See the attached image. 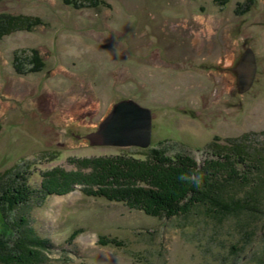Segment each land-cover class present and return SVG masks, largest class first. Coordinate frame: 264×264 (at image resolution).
Returning a JSON list of instances; mask_svg holds the SVG:
<instances>
[{
  "label": "rangeland",
  "instance_id": "374dc122",
  "mask_svg": "<svg viewBox=\"0 0 264 264\" xmlns=\"http://www.w3.org/2000/svg\"><path fill=\"white\" fill-rule=\"evenodd\" d=\"M3 16L17 25L0 34V221L48 240L37 264H264V172L223 211L169 218L82 193L117 180L115 159L137 167L152 151L202 164L245 143L264 157V0H0ZM246 48L256 73L240 94ZM124 99L151 111L149 146L91 145ZM73 176L84 186L44 195L46 178Z\"/></svg>",
  "mask_w": 264,
  "mask_h": 264
},
{
  "label": "trees",
  "instance_id": "16d2710c",
  "mask_svg": "<svg viewBox=\"0 0 264 264\" xmlns=\"http://www.w3.org/2000/svg\"><path fill=\"white\" fill-rule=\"evenodd\" d=\"M5 18L4 16L1 17L4 27L0 26V34H6L10 30H14L10 27L17 25V21H14L15 18ZM27 21L28 19L24 18V22L29 25L31 21ZM33 22L35 24L38 21L33 18ZM19 27L20 24L15 29H22ZM37 66L40 67L41 65ZM37 66L35 68H38ZM152 152L154 155L151 158L152 161L149 160V163L145 164L140 163L137 167L129 165L128 161L115 159V162L111 164L113 166L109 165L108 167L111 171H115L117 180L110 184L107 183L105 189H102L100 184L96 190L94 187L90 189L83 188L82 193L86 196L103 198L109 202L122 203L129 209L141 211L146 215L169 218L179 214L186 215L193 206H198V204L204 207L206 211H211L213 203L216 202L215 210H212V212L223 211L226 209L223 205L225 199L229 200V203L240 201L239 198L235 199L232 187L244 185L248 177H252L254 182L257 181L256 177L261 179L253 183V186L263 182L264 157L257 155L259 151L255 153V149H250L245 143L237 145L236 148L229 146V144L214 146L209 150V153L205 152L206 157L202 164H197L194 158L187 155ZM260 153L262 152L258 154ZM207 154H209V157ZM120 166L125 169L128 168V172L120 169ZM182 174L195 176L200 179V183L197 184L194 180L181 181L179 177ZM131 179L132 183H130ZM73 185H82L76 180V176H73L72 179L66 177L64 180L48 177L41 184L42 189L46 191L44 195L53 192L63 194L71 190L74 187ZM8 189L4 192L8 193ZM17 193H19V190ZM28 199L29 197L18 200V203H23ZM1 223H3L0 228L1 238L5 237L7 239L11 231L12 233L18 232V242L15 245H13L15 240L13 243L9 241L1 242L0 246H3V248H1L0 253L3 252V254L8 255L9 252V258H7L9 261L6 262L3 259L2 264H37V258L41 255L40 250L48 247V240L36 235L31 227H28V233H25L20 228L17 229V223L15 227H12L9 223L6 224L3 220L0 221ZM78 233L81 232L78 230L72 234L76 235ZM26 242L30 244L31 250L24 249Z\"/></svg>",
  "mask_w": 264,
  "mask_h": 264
},
{
  "label": "water",
  "instance_id": "95a60500",
  "mask_svg": "<svg viewBox=\"0 0 264 264\" xmlns=\"http://www.w3.org/2000/svg\"><path fill=\"white\" fill-rule=\"evenodd\" d=\"M236 87L240 94L248 91L256 73L253 51L246 48L233 68ZM151 111L132 99L116 102L96 131L84 137L91 145H136L148 147L151 141Z\"/></svg>",
  "mask_w": 264,
  "mask_h": 264
},
{
  "label": "clouds",
  "instance_id": "9594fccd",
  "mask_svg": "<svg viewBox=\"0 0 264 264\" xmlns=\"http://www.w3.org/2000/svg\"><path fill=\"white\" fill-rule=\"evenodd\" d=\"M179 179L181 181H189V180H194L195 183L199 184L200 183V179L199 178H196L195 176H190L188 174H182Z\"/></svg>",
  "mask_w": 264,
  "mask_h": 264
},
{
  "label": "flooded vegetation",
  "instance_id": "af4514ba",
  "mask_svg": "<svg viewBox=\"0 0 264 264\" xmlns=\"http://www.w3.org/2000/svg\"><path fill=\"white\" fill-rule=\"evenodd\" d=\"M235 75V74H234ZM235 82H236V76H235Z\"/></svg>",
  "mask_w": 264,
  "mask_h": 264
}]
</instances>
